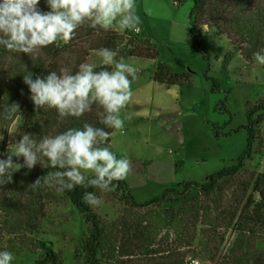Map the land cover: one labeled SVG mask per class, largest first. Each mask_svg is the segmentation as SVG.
I'll return each mask as SVG.
<instances>
[{
  "label": "trees",
  "instance_id": "16d2710c",
  "mask_svg": "<svg viewBox=\"0 0 264 264\" xmlns=\"http://www.w3.org/2000/svg\"><path fill=\"white\" fill-rule=\"evenodd\" d=\"M39 8L49 10L46 0H40ZM190 27L195 48L206 60L209 53L202 47L205 29L226 37L247 63L254 64L253 54L264 49V0H193ZM100 48L113 50L116 58L152 61L158 58L149 40L129 30L119 34L111 29H92L87 24L77 29L71 41L63 44L57 41L39 49L32 57L0 46V106L18 103L20 113L28 98L24 74L32 73L33 79L46 77L61 67L75 72L79 64L89 62ZM101 67L104 65L96 68ZM190 77L187 71L173 72L159 64L154 81L167 87L191 86ZM19 113L11 117L0 114V137H6ZM101 113L102 109L93 105L92 110L80 118H61L56 109L41 108L37 110V118L28 121L29 126L19 128V137L29 133L39 142L44 136L82 128L86 123L104 127L100 123ZM247 119L248 124L243 127L248 133L247 148L235 164L213 173L204 182L189 181L166 189L145 203L135 200L126 179L113 182L118 185L115 191L77 186L61 194L55 187L43 184L36 190L30 187L38 177L56 169L37 164L31 170L27 168L28 174H12V181L0 186V251H9L13 256L36 255L38 259L34 264H63L53 244L39 239L48 203L62 197L82 214L88 226L82 264H188L183 251L193 249V256L203 255L207 261L214 262L217 259L214 235L229 230L241 241L250 240L255 251L251 248L239 253L231 250L227 264H264V173L246 169L255 143L262 148L259 128L264 121V93L255 104L247 105ZM106 131L112 135L115 130ZM109 143L110 137L104 146ZM85 192H95L98 197L106 193L122 203L124 209L116 220L108 222L84 202ZM175 203L180 204L177 209L169 215L162 213L165 206ZM203 231L214 234L202 236Z\"/></svg>",
  "mask_w": 264,
  "mask_h": 264
},
{
  "label": "rangeland",
  "instance_id": "374dc122",
  "mask_svg": "<svg viewBox=\"0 0 264 264\" xmlns=\"http://www.w3.org/2000/svg\"><path fill=\"white\" fill-rule=\"evenodd\" d=\"M135 2L141 31L129 32L149 40L158 58L155 61L116 58L136 67L139 78L132 81V99L120 113L125 121L124 129L113 132L107 147L118 159L130 161L131 171L126 178L130 193L138 203H145L166 189L189 181L204 182L208 176L237 162L247 148L248 133L243 129L248 124L247 105L255 104L264 93V65L256 61L247 63L226 37L207 29L203 32L202 45L209 53L206 60L196 50L190 35L193 0ZM111 30L119 34L126 32L121 33L118 27ZM88 63L96 67L103 65L96 53ZM159 64L173 72L187 71L191 74V86L167 87L155 82ZM25 90L27 102L0 141V159H6L8 150L21 139L19 128L29 126L28 121L37 118L27 85ZM259 135L262 148L255 143L246 169L264 173V121ZM13 161L22 164L23 157L13 156ZM12 174H28V170L22 167ZM100 198L102 204L94 207L97 214L108 222L116 220L124 205L106 193ZM179 205L165 206L162 213L169 215ZM203 232L202 236L214 234ZM87 235L88 226L82 214L67 199L59 197L48 203L39 239L53 244L63 264H82L83 241ZM214 237L216 261H207L203 255L193 256V249L183 251L185 263L197 260L200 264H227L231 250L255 251L250 240H239L233 230ZM37 259L36 255L21 254L14 256L12 264H34Z\"/></svg>",
  "mask_w": 264,
  "mask_h": 264
},
{
  "label": "clouds",
  "instance_id": "9594fccd",
  "mask_svg": "<svg viewBox=\"0 0 264 264\" xmlns=\"http://www.w3.org/2000/svg\"><path fill=\"white\" fill-rule=\"evenodd\" d=\"M40 0H0V46L14 53L32 54L57 41H71L77 29L87 24L92 29L105 31L118 27L139 33L141 20L136 13L135 0H46L48 11H41ZM96 54L102 64L97 70L92 63L79 64L72 72L67 67L52 71L46 77L23 76L37 110L54 108L61 118H80L92 110L102 109L100 123L104 127L84 124L82 128H69L54 136H44L37 142L24 133L6 159H0V186L12 181V173L22 167L29 170L37 164L53 168L30 184L32 190L42 184L55 187L58 193L71 191L77 186L92 187L102 192L115 191L113 182L123 181L131 171L127 158H117L106 145L111 133L106 129L122 131L125 126L121 110L133 96L132 81L139 78L138 69L116 59L117 53L100 48ZM257 63L264 65V49L253 54ZM131 77V79L129 78ZM7 117L19 113V104L0 106ZM3 137H0L2 139ZM13 156L23 157L15 163ZM83 200L98 207L102 199L95 192H85ZM14 256L0 251V264H12Z\"/></svg>",
  "mask_w": 264,
  "mask_h": 264
},
{
  "label": "built area",
  "instance_id": "2783aa9c",
  "mask_svg": "<svg viewBox=\"0 0 264 264\" xmlns=\"http://www.w3.org/2000/svg\"><path fill=\"white\" fill-rule=\"evenodd\" d=\"M188 264H200L197 260H190Z\"/></svg>",
  "mask_w": 264,
  "mask_h": 264
}]
</instances>
